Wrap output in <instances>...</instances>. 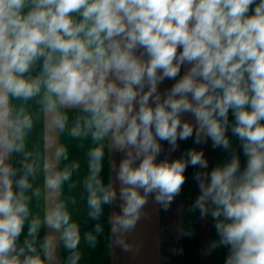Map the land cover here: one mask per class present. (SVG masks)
Segmentation results:
<instances>
[{
    "label": "clouds",
    "instance_id": "9594fccd",
    "mask_svg": "<svg viewBox=\"0 0 264 264\" xmlns=\"http://www.w3.org/2000/svg\"><path fill=\"white\" fill-rule=\"evenodd\" d=\"M165 80L174 83L161 90ZM30 102L54 129L90 138L87 215L99 221L118 200L110 226L124 252L149 198L167 211L192 166L190 210L211 217L217 235L205 254L224 247V264H264V0H0V264H56L60 249L61 264H79L82 240L94 248L103 228L82 234L59 198L79 169L57 167L67 148L42 164L27 150ZM189 138L230 159L210 170L203 150L170 159ZM105 142L121 154L109 158L115 182L101 176ZM163 143L169 155L158 160ZM41 171L43 217L31 208Z\"/></svg>",
    "mask_w": 264,
    "mask_h": 264
},
{
    "label": "crops",
    "instance_id": "0c3cea01",
    "mask_svg": "<svg viewBox=\"0 0 264 264\" xmlns=\"http://www.w3.org/2000/svg\"><path fill=\"white\" fill-rule=\"evenodd\" d=\"M183 71V70H182ZM174 81L165 80L161 85V90L171 87ZM29 111L34 116V127L27 138V150L39 158L41 164L45 158H51L56 149L63 145L67 148V159L57 161L58 168L70 166L73 163L79 164V169L74 171L72 178L66 182L59 194V198L68 203L73 218L80 224L81 233L94 230L95 224L99 222L103 231L98 235L96 246L89 247L83 240L80 250L82 253L79 264H224L228 249L220 247L210 255L205 254L208 244L217 239L213 221L211 217L202 219L199 211H191V205L199 194L197 181L194 174L200 171L198 167L189 166L186 169V182L178 196L167 211L155 204L152 197L145 208L147 216L142 218L135 231L125 238L134 245L133 251L124 252L115 244V237L111 233L110 218L116 213L119 214V201L113 205H105L103 215L99 221L89 219L86 207V194L83 189V179L87 174V152L93 147L89 139H73L69 136L67 129L63 132L54 129L48 117L40 111L39 105L30 102ZM76 111L69 112V126H71ZM187 118V117H186ZM230 120L232 116L230 113ZM229 136L231 133L229 132ZM232 147L240 154L242 166L245 157L240 149L237 138L231 137ZM168 145L163 143L164 151L159 159L168 156ZM203 150L205 158L209 162V170L217 164H223L230 159V153L222 148H213L211 141L206 144L196 145L194 138L186 141H178V148L169 156L170 159L180 158L189 149ZM109 158L117 164L121 159L120 153L111 151L108 142H105V160L101 173L105 183L111 177L115 182V173L112 171ZM44 174L41 171L34 182V187L41 188L39 199L32 201V211L34 214L43 217L44 210L50 203L43 192ZM118 187V185H117ZM27 227H25V233ZM47 229H42L40 237L43 238ZM189 233V234H182ZM23 239V236L21 237ZM66 253L63 249L58 252L56 264H61Z\"/></svg>",
    "mask_w": 264,
    "mask_h": 264
}]
</instances>
